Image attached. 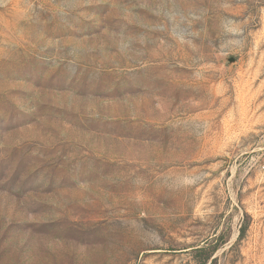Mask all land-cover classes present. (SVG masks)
Segmentation results:
<instances>
[{
	"label": "rangeland",
	"instance_id": "obj_1",
	"mask_svg": "<svg viewBox=\"0 0 264 264\" xmlns=\"http://www.w3.org/2000/svg\"><path fill=\"white\" fill-rule=\"evenodd\" d=\"M0 264H264V0H0Z\"/></svg>",
	"mask_w": 264,
	"mask_h": 264
},
{
	"label": "trees",
	"instance_id": "obj_2",
	"mask_svg": "<svg viewBox=\"0 0 264 264\" xmlns=\"http://www.w3.org/2000/svg\"><path fill=\"white\" fill-rule=\"evenodd\" d=\"M244 229L242 228V231H243Z\"/></svg>",
	"mask_w": 264,
	"mask_h": 264
}]
</instances>
